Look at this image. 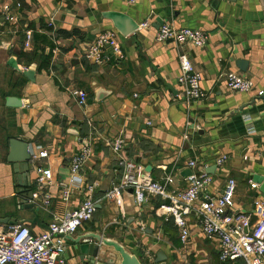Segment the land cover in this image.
<instances>
[{"label": "crops", "instance_id": "0c3cea01", "mask_svg": "<svg viewBox=\"0 0 264 264\" xmlns=\"http://www.w3.org/2000/svg\"><path fill=\"white\" fill-rule=\"evenodd\" d=\"M6 6L14 20L0 24V230L9 229L6 219L29 221L38 215L39 225L22 224L38 234L54 217L78 207L85 198L81 190L72 188L69 201L62 194L70 185L74 156L90 146L93 156L82 167L81 178L94 186L96 212L73 235L75 240L94 234L118 241L145 264L150 262L143 250L149 251L153 264H158L160 251L166 259L161 264H222L218 240L206 237L195 213L190 217L189 241L183 244L173 219L160 210L159 197H147L138 205L129 190L119 205L106 194L123 176L120 158L135 163L137 174L161 184L168 175L175 177L178 190L186 187L184 171L191 169L193 174L213 176L199 202L223 193L233 179L236 189L230 213L247 214L253 223L259 220L255 199L264 194L255 178L264 177V93L259 95L264 92V0H136L134 4L0 0V19L6 16ZM108 12L126 14L140 26L145 22L149 26L128 37L119 33L123 58L110 55L96 63L88 51L98 35L114 29L104 18ZM163 24L204 31L208 43L196 48L158 42L156 34ZM29 31L33 39L27 49ZM63 31L71 36H60ZM75 31L78 34L73 35ZM50 51L52 57L46 62ZM183 54L202 75L206 94L202 101H183L184 87L178 82ZM12 60L19 71L11 67ZM241 60L247 61L246 71L239 68ZM34 65L32 81L24 71ZM229 71L251 79L254 91H231ZM80 89L90 91L85 106L74 95ZM98 89L104 92L102 97L99 92V98ZM10 98L19 99L21 106L14 107ZM15 138L29 144L33 157L31 178L38 213L17 200L19 179L9 160ZM118 138L125 140L120 155L110 146ZM222 156L228 161L220 167L217 159ZM191 161L196 162L193 169ZM39 169L53 173L44 188L36 184ZM47 196L49 205H45ZM79 246L66 239L64 264H90L88 257L81 258ZM103 249L118 260L113 249Z\"/></svg>", "mask_w": 264, "mask_h": 264}, {"label": "built area", "instance_id": "2783aa9c", "mask_svg": "<svg viewBox=\"0 0 264 264\" xmlns=\"http://www.w3.org/2000/svg\"><path fill=\"white\" fill-rule=\"evenodd\" d=\"M248 1V0H243ZM134 4L136 0H126ZM5 19L14 20L10 14V7H5ZM148 22L140 27L147 28ZM119 32L116 29L108 30L98 35L94 44L89 48L88 57L96 63H102L104 58L112 55L123 58V51L118 42ZM32 32H27L26 48L32 44ZM156 40L158 42L172 41L179 46L191 44L196 48H203L208 43V35L204 31L191 28H178L172 24L160 26ZM104 53L107 55L103 57ZM181 74L179 84L184 87V102L204 100L206 94L202 89V75L198 73L190 58L183 54L180 56ZM227 87L239 93H251L255 89L254 82L236 71H229L226 75ZM263 91L259 95H263ZM80 106L88 103V94L80 89L74 93ZM115 154L120 155L125 140L118 138L110 143ZM93 156L90 146H83L71 162V181L69 187L63 190V199L69 201L72 188L81 190L85 198L81 204L68 211L63 217H54L47 230L33 234L28 226L17 224L8 230H0V264H64L61 260L66 248L65 236H73L92 220L96 212V201L93 197L94 186L86 185L81 178V169ZM42 157H47L43 153ZM123 176L118 185L107 192L106 197L121 204L123 197L129 190L135 202L141 205L147 197H159L163 203L160 210L172 218L179 229L180 239L187 244L190 237V217L195 213L202 232L208 238H214L219 243V258L222 264H264V197L259 195L255 199V206L259 220L253 223L251 217L243 213H230L234 206L236 182L229 179L223 193L214 197H207L199 202L200 195L213 184V176L209 174H193L186 178L187 185L178 190V180L168 175L164 184L152 180L149 176L137 174V165L132 161L120 158ZM227 156L217 159V166H224ZM190 168L196 167V162H189ZM53 179L52 171L48 169L37 170L36 184L44 188ZM253 189H258L252 184ZM51 197L45 198V205L50 204ZM143 229V225H140ZM150 264L153 258L149 251H142Z\"/></svg>", "mask_w": 264, "mask_h": 264}, {"label": "water", "instance_id": "95a60500", "mask_svg": "<svg viewBox=\"0 0 264 264\" xmlns=\"http://www.w3.org/2000/svg\"><path fill=\"white\" fill-rule=\"evenodd\" d=\"M104 18L110 20L113 24L114 29H116L122 36L128 37L138 31L140 25L133 21L128 15L119 13V12H108L104 14ZM5 20V18L0 19V24ZM11 67L19 71L17 62L15 60L11 61ZM239 68L243 71L247 70V61H239ZM36 65L33 68H29L24 71V75L34 81ZM94 90L96 97L99 98V91ZM90 93L89 90H87ZM101 97L104 95V92ZM12 102L14 107H20V100L18 99H8V102ZM10 102V103H11ZM11 162L14 163L15 172L18 174V183L16 189V195L18 196L17 200L19 203L23 204L26 209H31L35 213H38L39 207L35 201V192L33 190V183L31 175L35 170V166L32 163L33 157L29 151V144L22 140L21 138H15L11 141ZM24 174V175H23ZM193 175L191 169L184 171V176L189 177ZM23 176V177H22ZM255 181L261 185V192L264 194V177H256ZM132 191V190H131ZM133 192V191H132ZM9 226H14L17 224H37L39 225L38 215L35 216L33 220H18V219H6L4 222ZM48 229V228H47ZM46 229V230H47ZM65 239H69L76 244H79V250L81 258L88 257V263L90 264H143L139 256L131 253L123 244L112 239H107L100 235H87L83 238L74 239L73 236H65ZM103 247H109L115 251L117 254V261L114 259V256L109 255ZM165 257L162 252L158 253L157 263L161 264L165 261Z\"/></svg>", "mask_w": 264, "mask_h": 264}, {"label": "trees", "instance_id": "16d2710c", "mask_svg": "<svg viewBox=\"0 0 264 264\" xmlns=\"http://www.w3.org/2000/svg\"><path fill=\"white\" fill-rule=\"evenodd\" d=\"M43 28H47V26L45 24H43ZM48 30H51V28H48ZM78 34V32H74L73 35H76ZM60 36H64V37H70L71 34L70 33H67V32H60L59 33ZM37 37V40H40L42 39L43 42H46V38L40 36V35H36ZM49 45L51 46V48L53 47V44L49 43ZM52 51V50H51ZM50 51V53L45 57V61L48 62L50 60V58L52 57V52ZM162 201V200H161ZM163 203V201L161 202V204ZM143 264H145L143 261H141ZM241 262V261H239Z\"/></svg>", "mask_w": 264, "mask_h": 264}]
</instances>
